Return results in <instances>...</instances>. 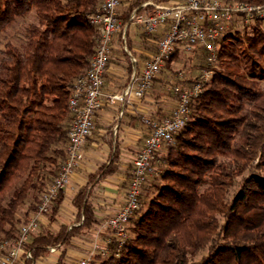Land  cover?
<instances>
[{
	"label": "trees",
	"instance_id": "1",
	"mask_svg": "<svg viewBox=\"0 0 264 264\" xmlns=\"http://www.w3.org/2000/svg\"><path fill=\"white\" fill-rule=\"evenodd\" d=\"M101 2L0 0V243L16 239L65 157L68 99L98 38L86 17ZM136 4L121 2L127 7L117 17L120 30ZM161 33L142 36L156 44ZM217 45L210 80L190 103L173 144L162 146L164 157L141 188L124 244L115 255L111 238L110 256L96 257L100 264H264V19H236ZM177 51L163 68L171 67ZM84 193L74 199L80 226L30 238L33 262L48 247L94 227ZM60 200L61 193L50 210Z\"/></svg>",
	"mask_w": 264,
	"mask_h": 264
},
{
	"label": "built area",
	"instance_id": "2",
	"mask_svg": "<svg viewBox=\"0 0 264 264\" xmlns=\"http://www.w3.org/2000/svg\"><path fill=\"white\" fill-rule=\"evenodd\" d=\"M121 1L102 0L95 12L86 17L89 25L96 28L98 38L87 70L74 83L68 99L72 122L67 130L65 157L53 180L40 194L36 210L26 223L19 226L16 239L11 243H0V264H22L23 261L34 264L33 249L27 248L29 240L37 233L41 218L48 214L54 200L80 167L84 143L94 130V116L103 103L119 101L124 104L131 97L143 98L174 49L186 54L202 50L206 55V63L212 65L217 59V41L236 19L243 24L264 19V4L225 3L222 0H183L175 4L156 5L151 14L132 12L128 21L141 26L146 34L162 33L156 41L155 53L142 64L137 74L130 75L125 87L118 93L103 96V76L108 65L110 46L121 31L117 19ZM210 77L211 71L203 70L199 78L185 88L165 85V89L174 97L175 106L168 116L159 121L143 120L149 131L132 160L122 206L103 223L110 239L103 246L94 243L87 257L71 264H90L97 256L109 257L111 238L116 242L114 254L117 255L127 238L128 222L139 208L141 188L151 176L156 175L153 166L155 153L163 145L171 144L174 134L184 127L190 103L202 93ZM49 251L53 252L54 248Z\"/></svg>",
	"mask_w": 264,
	"mask_h": 264
},
{
	"label": "crops",
	"instance_id": "3",
	"mask_svg": "<svg viewBox=\"0 0 264 264\" xmlns=\"http://www.w3.org/2000/svg\"><path fill=\"white\" fill-rule=\"evenodd\" d=\"M123 1L125 5L137 2L132 12L151 14L156 5L175 4L183 0ZM126 7L120 6L117 17H120ZM118 21L120 23V19ZM130 26L132 29L129 31ZM126 33L131 49L125 43ZM143 33L145 31L141 26L127 20L120 33L113 38L109 62L103 76V96L120 92L128 77L133 73L137 74L142 64L155 53V44L144 38ZM132 39H135V43ZM166 84L169 83L161 81L158 76L149 92L141 99L131 97L124 104L119 101L103 103L94 116V130L84 143L80 167L62 191L55 212L49 210L41 218L37 232L42 235L56 234L61 228L68 232L71 228L80 226L83 221L82 212L79 213L74 206V199L80 190H85L83 202L89 206L96 224L71 237L66 244L59 243L48 247L47 252L39 256L34 264H58L60 261L61 264H71L77 259L87 257L94 243L106 245L111 236L103 228V223L122 206L132 160L149 131L143 120L159 121L168 116L175 106L174 97L165 89ZM108 166L112 167L113 173L104 176H101L102 172L98 174L102 167ZM93 176H96L94 180ZM50 248H54V251L50 252Z\"/></svg>",
	"mask_w": 264,
	"mask_h": 264
},
{
	"label": "rangeland",
	"instance_id": "4",
	"mask_svg": "<svg viewBox=\"0 0 264 264\" xmlns=\"http://www.w3.org/2000/svg\"><path fill=\"white\" fill-rule=\"evenodd\" d=\"M125 3V1H121ZM120 8V6H119ZM118 8V9H119ZM118 11V10H117ZM119 22V21H118ZM20 29V24L15 27V30H9L8 31V37L12 38L17 30ZM132 29V26L129 27V31ZM2 37L0 38V48L2 47ZM133 43H135V39H132ZM137 41V40H136ZM206 55L202 53L200 50L193 52V53H182V52H176L175 57L173 59V65L171 67H168L167 69L162 68L159 75L160 80L164 82H168L169 85H177L180 86L181 83H185L187 81H195L199 78L201 75V71L203 70H209L212 65H208L206 63ZM201 69V70H200ZM260 87L264 90V82H259ZM185 87V86H184ZM173 141L171 144L172 145ZM164 149L161 147L160 150L155 153L153 158V166L156 170L158 169V160H161L164 157ZM24 209L20 211L23 212ZM103 246V245H102ZM101 259L94 258L91 260L90 264H100Z\"/></svg>",
	"mask_w": 264,
	"mask_h": 264
}]
</instances>
